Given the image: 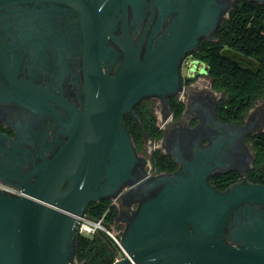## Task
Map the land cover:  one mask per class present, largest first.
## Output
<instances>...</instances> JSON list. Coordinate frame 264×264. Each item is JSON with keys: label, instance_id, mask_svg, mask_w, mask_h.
Instances as JSON below:
<instances>
[{"label": "flooded vegetation", "instance_id": "flooded-vegetation-1", "mask_svg": "<svg viewBox=\"0 0 264 264\" xmlns=\"http://www.w3.org/2000/svg\"><path fill=\"white\" fill-rule=\"evenodd\" d=\"M246 1L264 6V0ZM237 2L202 0L201 5L207 9L199 18V32H193L196 42L192 43L186 32L183 34L189 44L178 55L181 79L178 92L169 97L143 99L153 110L163 135L159 148L151 152L146 149L144 155L136 151L134 179L109 198L119 210L116 222H125L121 236L144 201L162 190L161 181L176 173L187 176L192 168L205 164L206 170L212 171L206 181L213 188L210 179L228 173L239 176L231 186L251 183L246 178L255 164L251 139L264 132L261 130L264 110L258 108L257 101L242 123L220 120L218 108L223 93L214 90L207 64L198 57L202 50L218 42L220 27L232 20L233 13L242 12L235 9ZM180 13L181 0H128L109 23L110 32L105 38L108 51L102 58L99 46H102V25L106 22V18L102 20V0H0V166L12 174L26 176L44 164L45 159L52 160L72 138L78 114L85 112L87 76L93 63L100 59L106 75L114 77L124 63L126 48L139 50L140 60H145L159 42L173 36L174 23L191 20ZM224 51L244 60L228 48ZM185 64L192 65L186 72ZM195 78L208 81L195 89L192 86ZM156 100L161 102L163 121L155 112ZM173 100L184 106L179 117L171 110ZM137 106L124 116V121L127 116L138 120ZM155 150L173 160L177 165L175 172L154 169ZM35 178L33 175L26 181L33 183ZM3 179L4 184L14 189L25 186L15 176L5 175ZM133 180H143V184L131 188ZM254 211L262 212L264 207L254 205ZM236 213L228 220L224 239L241 246L238 238L242 227L238 220L243 218L241 222H247L246 227L250 223L247 216L237 219V215L244 213L242 208Z\"/></svg>", "mask_w": 264, "mask_h": 264}, {"label": "water", "instance_id": "water-1", "mask_svg": "<svg viewBox=\"0 0 264 264\" xmlns=\"http://www.w3.org/2000/svg\"><path fill=\"white\" fill-rule=\"evenodd\" d=\"M127 2L102 0V58L109 23ZM201 2L181 0L180 16L191 20L174 23L173 36L159 42L145 60L139 50L126 48L114 77L106 75L100 59L93 63L85 112L78 114L72 138L52 160L45 159L26 176L0 166V182L9 175L25 184L15 188L21 195L0 191V264H75L79 219L91 203L111 198L134 179L137 154L124 116L145 98L178 92V55L189 44L183 34L196 42L193 32H199V18L207 9ZM210 170L202 164L187 176L176 173L162 180V190L144 201L122 236L125 257L114 264H264V211H254V205L264 207V186L241 183L219 192L206 181ZM33 175V183L27 182ZM142 184L133 180L130 187ZM241 208L244 213L237 219L247 216L250 226L238 220V246L227 242L224 232Z\"/></svg>", "mask_w": 264, "mask_h": 264}, {"label": "trees", "instance_id": "trees-1", "mask_svg": "<svg viewBox=\"0 0 264 264\" xmlns=\"http://www.w3.org/2000/svg\"><path fill=\"white\" fill-rule=\"evenodd\" d=\"M232 20L223 24L218 31V42L202 50L199 58L208 67L209 78L214 90L223 93L219 104L220 120L242 123L257 101L264 100V6L246 0H238ZM230 49L239 60L226 54ZM176 117L181 116L184 106L176 100L170 102ZM138 120L132 116L125 118L124 124L130 133L138 153H145L146 142L159 141L163 131L156 125V117L147 101L136 108ZM149 139L147 140L146 137ZM255 164L246 175L248 181L264 186V132L252 136ZM153 167L157 172L173 173L177 165L173 160L155 150L152 153ZM239 180L236 173L215 175L210 183L223 192ZM119 210L110 199L91 203L86 217L98 221L102 218L104 226L112 230L116 224ZM122 255L120 247L105 232L99 231L91 237L78 234L76 241L75 264H114Z\"/></svg>", "mask_w": 264, "mask_h": 264}, {"label": "built area", "instance_id": "built-area-1", "mask_svg": "<svg viewBox=\"0 0 264 264\" xmlns=\"http://www.w3.org/2000/svg\"><path fill=\"white\" fill-rule=\"evenodd\" d=\"M0 191L4 193H9L13 195H21L22 193L14 188H11L10 186H7L3 182H0ZM104 218L94 221L91 219H88L86 215L79 219V225H78V234L91 237L95 235L99 231H103L107 233L114 241L115 243L120 247L121 251L123 252L121 248V241L118 237V234L116 235L112 230H108L104 224H103ZM124 253V252H123ZM125 255V254H124ZM118 261V260H117Z\"/></svg>", "mask_w": 264, "mask_h": 264}, {"label": "rangeland", "instance_id": "rangeland-1", "mask_svg": "<svg viewBox=\"0 0 264 264\" xmlns=\"http://www.w3.org/2000/svg\"><path fill=\"white\" fill-rule=\"evenodd\" d=\"M192 65H188V64H185L184 66V72H186L189 68H191ZM206 81V82H205ZM208 80L206 79H203V78H198V79H194L192 82V86L196 89L197 86H201L202 85H205L207 83ZM257 106L258 108H262L264 110V100L262 101H259L257 103ZM161 102L156 100L154 101V108H155V112L157 113L158 117L161 119V121H163V117H162V113H161ZM162 124V123H161ZM262 131L264 130V127L261 129ZM161 146V142L160 141H157L155 143H149L147 142V145H146V149L148 152H151L152 150L156 149V148H159ZM145 150V153L147 152ZM144 155V153H143ZM125 229V222H116V224L114 226H112V231L117 235L118 234V237L120 238V241H121V238H122V232L124 231ZM122 252V251H121ZM125 257L124 253L122 252V255H120V257L117 259V260H121ZM116 260V261H117Z\"/></svg>", "mask_w": 264, "mask_h": 264}]
</instances>
